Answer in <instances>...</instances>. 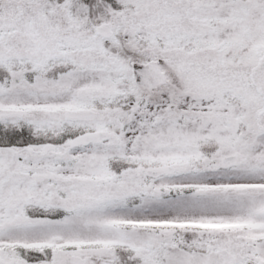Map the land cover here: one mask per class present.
<instances>
[{
    "label": "snow or ice",
    "instance_id": "obj_1",
    "mask_svg": "<svg viewBox=\"0 0 264 264\" xmlns=\"http://www.w3.org/2000/svg\"><path fill=\"white\" fill-rule=\"evenodd\" d=\"M0 264H264V0H0Z\"/></svg>",
    "mask_w": 264,
    "mask_h": 264
}]
</instances>
